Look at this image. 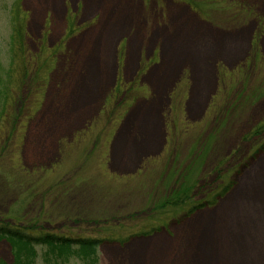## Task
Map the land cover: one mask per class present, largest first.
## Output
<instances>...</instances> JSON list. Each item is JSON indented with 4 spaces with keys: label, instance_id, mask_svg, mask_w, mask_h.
I'll return each mask as SVG.
<instances>
[{
    "label": "rangeland",
    "instance_id": "374dc122",
    "mask_svg": "<svg viewBox=\"0 0 264 264\" xmlns=\"http://www.w3.org/2000/svg\"><path fill=\"white\" fill-rule=\"evenodd\" d=\"M17 1L0 0V100L23 81L0 123V224L102 239L97 264H264V0H21L15 82ZM195 162V201L229 193L161 209Z\"/></svg>",
    "mask_w": 264,
    "mask_h": 264
},
{
    "label": "trees",
    "instance_id": "16d2710c",
    "mask_svg": "<svg viewBox=\"0 0 264 264\" xmlns=\"http://www.w3.org/2000/svg\"><path fill=\"white\" fill-rule=\"evenodd\" d=\"M187 2L188 5L196 11L201 12L204 4L209 3L210 5L215 4V1H202V0H182ZM20 5V6H19ZM11 9L12 13V43L14 48L13 63L16 66L15 70L17 75L15 76V82L18 77V72L22 73L24 81L27 77L28 72V60L26 53L23 52L25 49L24 41L26 38V22L24 16L22 17L21 0L17 1ZM37 63L36 61H34ZM38 76L31 80L32 88H35V82H37ZM19 82V79H18ZM23 83V81H20ZM19 82V83H20ZM17 85V89L20 88L21 83ZM22 86V85H21ZM14 87L7 86L1 92V107L0 112V123L5 127H8L7 120H13L14 115L12 114V104L14 102L15 91ZM12 134V133H11ZM264 134V125L258 126L252 137H260ZM254 156L252 158L257 159L264 153V142L255 146ZM198 159V158H197ZM201 162V161H200ZM200 162L192 163L182 173V181L185 179L191 180L189 184L184 185L185 182H181L175 187L172 197L160 204V208L164 209L167 206L171 208L182 209V213L179 217L189 218L200 210L207 207L214 206L217 201L231 190V186L223 187L221 191L215 193L210 198L197 202L194 200L195 190L197 189V174L192 179L190 176L195 174L197 168H199ZM187 181V180H186ZM188 182V181H187ZM156 208V206H155ZM154 208V210H155ZM162 227L153 229L150 232H144L142 234H151L155 231L161 230ZM0 240H5L11 246L13 262L12 264H34L36 263L40 254L44 258H51L56 264H67L72 258L79 259L84 264H97L99 260V250L103 241L99 238L83 237L78 235H66L57 234L52 232L43 231L42 228H38L36 225H24L5 223L0 224ZM0 264H6L1 262Z\"/></svg>",
    "mask_w": 264,
    "mask_h": 264
}]
</instances>
